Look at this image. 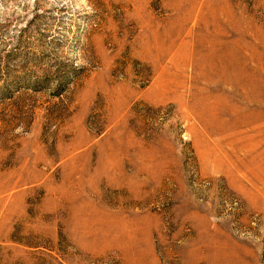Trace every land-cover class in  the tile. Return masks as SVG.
<instances>
[{
	"label": "rangeland",
	"instance_id": "obj_1",
	"mask_svg": "<svg viewBox=\"0 0 264 264\" xmlns=\"http://www.w3.org/2000/svg\"><path fill=\"white\" fill-rule=\"evenodd\" d=\"M0 264H264V0H0Z\"/></svg>",
	"mask_w": 264,
	"mask_h": 264
},
{
	"label": "bare ground",
	"instance_id": "obj_2",
	"mask_svg": "<svg viewBox=\"0 0 264 264\" xmlns=\"http://www.w3.org/2000/svg\"><path fill=\"white\" fill-rule=\"evenodd\" d=\"M194 8V7H193ZM210 11V10H209ZM192 15V14H191ZM204 19V18H203ZM178 35V34H177ZM181 47V46H180ZM172 48V47H171ZM162 49V48H161ZM177 50V49H176ZM152 51V50H151ZM220 51V50H219ZM224 53V52H223ZM221 56V55H220ZM159 58V57H158ZM157 58V59H158ZM219 58H221V57H219ZM208 59V58H207ZM218 61V60H217ZM207 62V61H206ZM212 63V62H211ZM220 63V62H219ZM210 64V63H209ZM225 64V63H224ZM222 66V65H221ZM208 67V66H207ZM237 70V69H236ZM224 71V70H223ZM167 84V83H166ZM172 84V83H171ZM158 88H160V85H156V88H155V90H156V92L158 91L157 89ZM162 89V88H161ZM172 90V89H171ZM151 92V91H150ZM161 94H162V92H160ZM159 94V93H158ZM155 95V94H154ZM153 95V96H154ZM158 96H160V95H158ZM150 97H152L151 95H150ZM156 97V96H155ZM217 101V100H216Z\"/></svg>",
	"mask_w": 264,
	"mask_h": 264
}]
</instances>
